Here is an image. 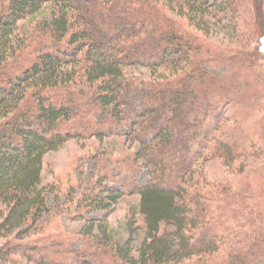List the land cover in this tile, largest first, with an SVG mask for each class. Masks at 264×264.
Wrapping results in <instances>:
<instances>
[{
    "label": "trees",
    "instance_id": "trees-1",
    "mask_svg": "<svg viewBox=\"0 0 264 264\" xmlns=\"http://www.w3.org/2000/svg\"><path fill=\"white\" fill-rule=\"evenodd\" d=\"M45 3L53 8L41 14ZM237 7V0H0V238L8 253L38 264H264V230H244L264 220L263 209L247 203L264 192L260 178L233 202L232 181L208 182L202 170L209 159L229 167L253 151L243 124L240 138L227 135L234 121L226 115L240 104L243 113L256 108L245 101L264 96V71L251 52L216 50L200 30L206 14L237 20ZM138 67L149 76L130 72ZM121 126L136 145L128 167L149 173L132 187L139 199L127 234L89 229L79 236L89 245L70 252L51 240L30 242L44 232L49 195L59 191L44 183L45 155L74 138L120 135ZM123 196L102 180L67 201L78 212L108 213Z\"/></svg>",
    "mask_w": 264,
    "mask_h": 264
},
{
    "label": "rangeland",
    "instance_id": "rangeland-1",
    "mask_svg": "<svg viewBox=\"0 0 264 264\" xmlns=\"http://www.w3.org/2000/svg\"><path fill=\"white\" fill-rule=\"evenodd\" d=\"M237 2L238 7L234 16V18L238 17L237 20L231 21L227 18L220 20L213 14L204 16L200 30L205 31L206 36L202 35V32H198V29H195L194 22L192 24L187 18L182 17H178V19L183 21L184 26L188 30L204 36L211 45L215 46L216 50L229 51L230 53H235L237 50L251 52L264 71V51L261 52L259 50L260 40L261 38L264 39V0H237ZM175 4L176 2H174ZM52 8L51 3H45L41 14L49 13ZM259 12L261 20H258L257 25L254 22L258 19L256 16ZM35 17H32L31 20L40 19L39 15ZM25 26L28 28L30 24L26 22ZM233 26L237 28V31H234ZM252 26L255 27L256 31H253ZM221 69V67H217L215 71L219 73ZM130 72L138 76L147 77L150 74L149 70L144 67L131 68ZM255 84L258 87L262 85L261 82ZM262 86L264 91V84ZM246 87L249 88V86ZM258 87L252 88L256 89ZM66 101L67 99H65ZM250 103L257 104L256 108H253V110H248L247 108L245 113H243L244 105L240 104L228 111L226 117L230 115L234 124L227 131V135L240 138L243 124L245 130L243 131V136H246V144L251 146L249 150L253 151L238 157L232 166L227 167L222 159L216 158L209 159L202 169L208 178V182L216 179L219 181H232L233 189L236 190V193L232 195L233 202L236 201L241 191H245V184L253 185L258 181L257 178H260L264 186V96L245 101L247 107ZM103 127L101 126L100 128ZM121 129L123 130L122 126ZM124 130L120 135L106 137L103 141H99L95 137L74 138L64 143L59 149L49 151L45 155L44 183L48 186L54 185V188L59 191L56 190L58 194L54 192L49 195V204L52 209L46 218L44 232L29 238L30 242H33V244L39 242L41 244L42 241L46 243V241L51 240L50 245L59 246L61 244L62 250L70 252L79 248L83 249L84 246L87 247L89 245L87 240L86 242L83 241V239L85 240L84 237L83 239L79 237L85 236L83 235L84 232L89 229L98 232L99 226H102L104 229L116 234L123 236L127 234L126 226L133 215L132 208L139 199L138 194L133 192L132 187L147 182L149 173L138 164L128 167L127 162L133 159L136 145L131 144L123 136ZM258 149L261 150V153L256 154L254 150ZM241 162L245 163L243 172L238 169ZM102 180L104 184L124 191V196L112 211L108 213L98 211L87 213L85 211L78 212L72 205L70 207L67 201L69 192L74 191L77 195L85 188H90L97 182H102ZM249 196L245 197H249L247 203L251 207L250 209L254 207L256 210L263 209L264 211V192L260 196L251 194ZM58 197L59 203L56 202ZM227 201L230 202L229 200ZM254 223L253 227L249 224L244 230H254L258 226L264 230L263 217H255ZM262 245L264 244H260V246ZM9 249L7 239L0 238V264H38L19 253H8ZM49 255H53L52 251L48 253ZM262 257L264 260V256ZM255 258L256 256H254Z\"/></svg>",
    "mask_w": 264,
    "mask_h": 264
}]
</instances>
